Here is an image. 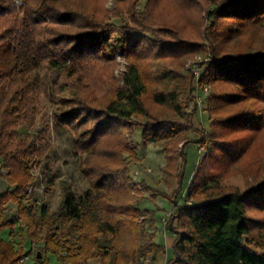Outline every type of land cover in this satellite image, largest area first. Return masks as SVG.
I'll list each match as a JSON object with an SVG mask.
<instances>
[{
	"label": "trees",
	"instance_id": "trees-1",
	"mask_svg": "<svg viewBox=\"0 0 264 264\" xmlns=\"http://www.w3.org/2000/svg\"><path fill=\"white\" fill-rule=\"evenodd\" d=\"M139 2L115 0L112 12L108 0H0V175L6 170L13 187L0 194V264H22L32 253L27 242L43 244L36 262L50 255L59 264L155 260L165 253L155 242L161 209L139 208L143 189L174 207L165 222L174 239L166 264H264V0H147L142 10ZM206 51L198 87H210L208 130L194 126L198 109L188 112L180 100H194L193 76L182 67ZM105 62L112 74L97 91ZM55 70L70 93L55 120L74 133L89 188L77 195L62 182L61 202L48 211L30 191L39 133L21 137L19 129L33 123L41 95L52 99ZM133 126L142 143L162 147L164 181L177 185L170 197L134 181ZM191 144L205 153L180 203Z\"/></svg>",
	"mask_w": 264,
	"mask_h": 264
},
{
	"label": "rangeland",
	"instance_id": "rangeland-1",
	"mask_svg": "<svg viewBox=\"0 0 264 264\" xmlns=\"http://www.w3.org/2000/svg\"><path fill=\"white\" fill-rule=\"evenodd\" d=\"M147 4V0H140L138 4L139 10L144 9ZM110 11H115V0H108L107 4ZM111 21L117 25H121V21L116 16L111 17ZM207 46V42H204ZM209 52H199L190 58L182 67V72L185 75L193 76L192 91L190 96L193 99H187L183 96L180 100L183 101L185 108L190 112L194 106L198 109L194 118V126L197 128H203L208 130L210 120L208 116V98L210 87L206 85L207 92L196 89V86L200 85L198 79L207 68V60H209ZM117 61V67L113 70L116 76H120L121 72L125 70V60L121 53L115 57ZM110 62L100 64L99 75L101 80L95 82L97 91H104L108 87V78L112 74V70L109 69ZM164 65L160 62H156L155 68L162 69ZM169 67V66H168ZM66 76L62 72L55 70L52 73L51 82L53 85V97L51 100L47 99L44 95L40 96V106L33 123L27 127L19 129V135L24 137L25 134H29L31 131L39 133L38 146L39 156L38 162L35 166H31V175L34 176L35 181L31 185V192L33 198L36 200L40 207H45L48 211H54L62 198V182H66L77 193L82 195L88 190L89 185L86 177L83 175L82 158L79 151L75 146V136L72 130L63 125H59L56 122L55 114L60 112L59 105L63 103L62 98L69 96V90H67L65 79ZM203 88V87H199ZM195 89V90H194ZM197 96V97H196ZM72 105L65 103L63 110H68ZM141 128L138 126L132 127V134H128L129 144L133 148L135 158L127 157L128 166L132 172L133 179L136 183L144 181L146 185L152 189H157L162 193L167 194L169 197L173 194V191L177 188L176 181H173L172 185L165 183V173L163 167L165 166V154L159 145L150 140L147 144L142 143L140 138ZM192 139H197L198 136L191 134ZM264 142V137L262 138ZM264 144V143H263ZM188 155V166L186 170V177L184 182V190L179 197V202L184 203L186 197V188L193 170L197 164L201 161L205 150L199 145H189L186 148ZM1 162V159H0ZM247 161H243L240 164L234 165L235 169H240ZM7 171L3 170L0 175V194L8 190H12L13 187L9 186L5 176ZM143 195L137 200V205L140 209L149 208L151 210L158 206L155 217L157 221L156 235L162 241L163 246L169 245L172 235L166 231L165 222L162 220L165 212L174 210V207L164 199L163 197L151 196V191L143 189ZM5 211L8 214H12L16 211V205L8 204L5 207ZM16 231H19L20 223L15 222ZM1 237L10 240L8 232H2ZM16 242V241H15ZM26 249L31 248V255L24 259L22 264H59L56 257L50 255L47 260L44 258L40 262H36L35 253L42 251L41 256L44 255L43 244H37L34 247H30L28 242L25 245ZM40 256V257H41ZM168 255H160V260L163 264H166ZM89 264H98L97 260H90ZM145 264H160L155 260L145 261Z\"/></svg>",
	"mask_w": 264,
	"mask_h": 264
},
{
	"label": "crops",
	"instance_id": "crops-1",
	"mask_svg": "<svg viewBox=\"0 0 264 264\" xmlns=\"http://www.w3.org/2000/svg\"><path fill=\"white\" fill-rule=\"evenodd\" d=\"M158 223H156V225H157ZM173 241H174V239H173V237L171 238V240H169V245H165L164 247H165V253H161L160 255H162V254H165V255H168V257L169 256H171V247H172V243H173ZM155 242H157V243H159V244H161V245H163L162 244V241L160 240V238L158 237V234L156 235V237H155ZM160 255L158 254V257L155 259V262H158L159 261V263L160 264H163V262H162V260H160ZM27 259V258H26Z\"/></svg>",
	"mask_w": 264,
	"mask_h": 264
},
{
	"label": "built area",
	"instance_id": "built-area-1",
	"mask_svg": "<svg viewBox=\"0 0 264 264\" xmlns=\"http://www.w3.org/2000/svg\"><path fill=\"white\" fill-rule=\"evenodd\" d=\"M199 87L198 86H196V89H198ZM204 92H207L208 90H207V88L206 87H204L203 89H202ZM170 213H171V211L170 212H165L164 214V217H163V221L164 222H166L167 221V219L169 218V216H170ZM22 262H23V260H22Z\"/></svg>",
	"mask_w": 264,
	"mask_h": 264
},
{
	"label": "water",
	"instance_id": "water-1",
	"mask_svg": "<svg viewBox=\"0 0 264 264\" xmlns=\"http://www.w3.org/2000/svg\"><path fill=\"white\" fill-rule=\"evenodd\" d=\"M37 256H38V257H40V256H41V253H40V252H38V253H37Z\"/></svg>",
	"mask_w": 264,
	"mask_h": 264
}]
</instances>
